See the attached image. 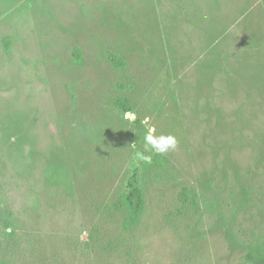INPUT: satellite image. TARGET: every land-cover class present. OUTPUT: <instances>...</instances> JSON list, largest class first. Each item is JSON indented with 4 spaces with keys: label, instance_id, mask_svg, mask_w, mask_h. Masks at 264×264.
<instances>
[{
    "label": "rangeland",
    "instance_id": "obj_1",
    "mask_svg": "<svg viewBox=\"0 0 264 264\" xmlns=\"http://www.w3.org/2000/svg\"><path fill=\"white\" fill-rule=\"evenodd\" d=\"M145 117L175 151L145 150ZM135 189L125 233L113 205ZM250 252L264 256L263 0H0V264Z\"/></svg>",
    "mask_w": 264,
    "mask_h": 264
},
{
    "label": "trees",
    "instance_id": "obj_2",
    "mask_svg": "<svg viewBox=\"0 0 264 264\" xmlns=\"http://www.w3.org/2000/svg\"><path fill=\"white\" fill-rule=\"evenodd\" d=\"M74 59L77 63L80 62V52L78 50L74 55ZM108 60L115 68L120 69L125 66V62L113 53H108ZM114 106L125 113L130 112V106L126 99L120 98L115 100ZM183 193H181L180 195L182 196V198H186L187 194ZM113 208L117 212H125L122 220V230L123 232L128 233L134 226L138 224L140 220V217L144 210V199L140 191H137L135 189L133 192L122 194L113 205ZM244 264H264V256L259 252H250L246 255V261Z\"/></svg>",
    "mask_w": 264,
    "mask_h": 264
},
{
    "label": "clouds",
    "instance_id": "obj_3",
    "mask_svg": "<svg viewBox=\"0 0 264 264\" xmlns=\"http://www.w3.org/2000/svg\"><path fill=\"white\" fill-rule=\"evenodd\" d=\"M125 119L135 120V113L126 112L124 113ZM150 117L144 118V125L147 126L146 134L144 135L145 150H151L157 154H165L169 151H175L178 146V141L175 136L171 134H156V127L150 125ZM138 158L143 160L145 163H151V155H144L143 153H138ZM10 230V229H9Z\"/></svg>",
    "mask_w": 264,
    "mask_h": 264
}]
</instances>
